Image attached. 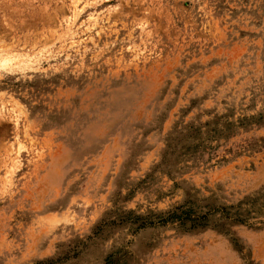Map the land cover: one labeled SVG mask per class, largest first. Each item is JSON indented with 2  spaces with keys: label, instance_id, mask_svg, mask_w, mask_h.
<instances>
[{
  "label": "rangeland",
  "instance_id": "obj_1",
  "mask_svg": "<svg viewBox=\"0 0 264 264\" xmlns=\"http://www.w3.org/2000/svg\"><path fill=\"white\" fill-rule=\"evenodd\" d=\"M0 264H264V0H0Z\"/></svg>",
  "mask_w": 264,
  "mask_h": 264
},
{
  "label": "trees",
  "instance_id": "obj_2",
  "mask_svg": "<svg viewBox=\"0 0 264 264\" xmlns=\"http://www.w3.org/2000/svg\"><path fill=\"white\" fill-rule=\"evenodd\" d=\"M189 214H190L189 210H185L182 207L177 208L176 212L169 219L160 220L159 223L166 224L172 219H178L179 221L184 223L185 221H187V219H189Z\"/></svg>",
  "mask_w": 264,
  "mask_h": 264
}]
</instances>
